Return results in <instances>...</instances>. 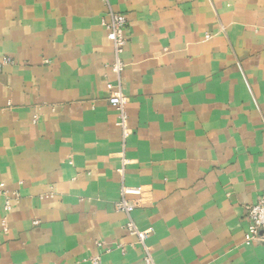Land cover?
Returning <instances> with one entry per match:
<instances>
[{"label": "crops", "instance_id": "0c3cea01", "mask_svg": "<svg viewBox=\"0 0 264 264\" xmlns=\"http://www.w3.org/2000/svg\"><path fill=\"white\" fill-rule=\"evenodd\" d=\"M109 2L120 74L103 0H0V264H146L123 186L157 264H264V0Z\"/></svg>", "mask_w": 264, "mask_h": 264}, {"label": "built area", "instance_id": "2783aa9c", "mask_svg": "<svg viewBox=\"0 0 264 264\" xmlns=\"http://www.w3.org/2000/svg\"><path fill=\"white\" fill-rule=\"evenodd\" d=\"M106 4H109V11L107 13L108 19H104L103 23L107 29V35L113 44L114 52L116 54V62L113 65V70L116 74H120L124 68V62L121 58V54L124 51L128 38L125 35V29L128 24L127 16L123 13L115 11L109 0H103ZM112 84H109L111 87ZM110 103L119 112L118 125L122 128L124 144L131 132L129 126V117L126 109V98L121 93H117L110 98ZM125 161V160H124ZM123 196L116 203L117 210L124 212L129 216L127 224L128 230L138 237L145 250V263L146 264H157L150 246L147 244V233L138 229L136 223L133 221L131 214L136 209L137 203L128 198L129 195H140L141 188L123 186ZM0 195L6 199V209L12 208L13 202L18 201L20 193L18 191L10 190L5 182H0ZM248 219L250 221L248 232L245 236V242L247 244H253L263 239L264 232V194L260 196L257 202L248 204ZM100 257L93 258V264H98Z\"/></svg>", "mask_w": 264, "mask_h": 264}]
</instances>
